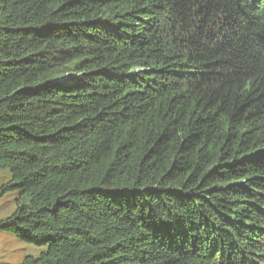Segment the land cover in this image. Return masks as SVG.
I'll return each instance as SVG.
<instances>
[{
	"label": "trees",
	"instance_id": "16d2710c",
	"mask_svg": "<svg viewBox=\"0 0 264 264\" xmlns=\"http://www.w3.org/2000/svg\"><path fill=\"white\" fill-rule=\"evenodd\" d=\"M3 169L21 264H264V0H0Z\"/></svg>",
	"mask_w": 264,
	"mask_h": 264
},
{
	"label": "rangeland",
	"instance_id": "374dc122",
	"mask_svg": "<svg viewBox=\"0 0 264 264\" xmlns=\"http://www.w3.org/2000/svg\"><path fill=\"white\" fill-rule=\"evenodd\" d=\"M12 178L8 169L0 171V187ZM27 201L18 191H7L0 196V222L11 216L16 208ZM44 247L21 241L9 232L0 231V264H21L26 256L38 257Z\"/></svg>",
	"mask_w": 264,
	"mask_h": 264
}]
</instances>
